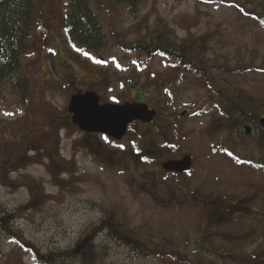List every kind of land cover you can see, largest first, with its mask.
I'll return each instance as SVG.
<instances>
[{
  "label": "rangeland",
  "instance_id": "374dc122",
  "mask_svg": "<svg viewBox=\"0 0 264 264\" xmlns=\"http://www.w3.org/2000/svg\"><path fill=\"white\" fill-rule=\"evenodd\" d=\"M68 1L46 0L48 36L44 31L33 35L21 58L27 93L18 89L17 74L0 83V206L14 212L16 230L43 254L71 249L87 238L83 250L90 264H194L202 253L193 250L203 242L201 233L207 223H216L210 232L219 237L205 242L214 255L206 263L264 264V230L235 236L240 225L248 230L251 221L222 202L247 198L264 224L263 173L224 155L230 151L246 160L264 156L255 152L254 138L263 131L264 23L239 10L264 17V0H222L238 5L230 7L141 0L138 8L118 14L115 32L121 41L134 42L159 30L186 44L185 51L194 46L192 65L206 69L203 79L163 56L124 54L110 36L109 20L96 50L72 43ZM213 86L257 103L246 110L255 118L225 129L222 113L228 116L230 110ZM87 91L98 96L100 106L144 104L157 115L151 124H133L120 141H104L99 134L86 137L71 123L67 107L72 96ZM244 126L252 128L251 135H244ZM166 142L175 146L170 153ZM134 151L151 161L141 165L135 157L134 162ZM185 156L192 161L188 174L162 169ZM198 192H211L201 199L213 198V203L202 204ZM213 210L218 214L210 220ZM111 212L113 221H123L145 244L144 250H133L108 230L87 237ZM257 221L252 223L257 226ZM226 232L227 239H220ZM0 264L38 263L0 231Z\"/></svg>",
  "mask_w": 264,
  "mask_h": 264
},
{
  "label": "trees",
  "instance_id": "16d2710c",
  "mask_svg": "<svg viewBox=\"0 0 264 264\" xmlns=\"http://www.w3.org/2000/svg\"><path fill=\"white\" fill-rule=\"evenodd\" d=\"M198 3H219L224 6L230 7L235 6L237 4L233 2H224L222 0H196ZM141 0H69L67 3V19H68V34L69 40L72 43H76L78 45H84L85 47H90L93 50L98 48L99 44H102L104 41V25L109 23L108 27H110V36L112 35V39L118 45V48L127 55L138 54L140 56H145V58L152 59L156 56H163L169 60H175L178 67L185 69L189 73H195V77L198 79L205 78L202 76V71H206V69H197L193 66V57L192 53H196L194 51L195 47L192 45H188L190 48L185 51L186 44L177 43L176 40H171L169 37V32L162 33L159 30H153L148 34L144 35V37H139L134 42H126L121 41V35L117 34L115 31L116 26V18L118 14H121V11L131 12L132 9H136L140 6ZM238 6V5H237ZM240 12L243 16L254 18L256 21L264 23V17H260L256 14H248L244 12L243 8H239ZM47 12V3L46 0H0V83L2 80L7 78L10 75L17 74V87L22 91V94L27 93L28 91V83L27 79L21 75V71L23 70V65L21 58L25 56L31 47L30 38L35 35L37 32H42V34L46 33L48 36V30L50 27L45 26ZM42 44H45L43 42ZM91 45L95 47L92 48ZM193 50V52L191 51ZM186 53V54H182ZM212 90L215 92V95L220 99L221 104L225 106L224 108H228L230 110V114L228 116L223 115V108L219 107V113H222V117L224 122H220L224 125L225 129L235 130L238 128V124L246 123L245 119L252 118L255 116L246 114V110H252L257 107V103L248 97L244 96L242 93H237L234 97L227 96L225 92L220 90H216L214 86ZM220 106V105H219ZM218 107V106H216ZM157 115V114H156ZM138 123L134 122L133 124ZM153 123L150 122L149 124ZM131 124L128 129L133 125ZM148 125V124H147ZM171 124H166V128H169ZM261 132H256L254 138L256 140L255 152L260 153L264 152V129ZM160 130L157 129L156 133L159 134ZM96 134H85L86 137H91ZM164 137L165 134L160 135ZM257 136V138H256ZM104 141H112L111 138L102 136ZM168 137V135H167ZM262 145L261 149H258ZM175 146L171 143L166 142L165 148L167 149V153H170V150H173ZM93 150L99 152L97 147H94ZM260 151V152H259ZM143 152L139 153V151H134L132 158H134V162L137 159L138 164H147L151 161L150 156H141ZM224 154V152H223ZM229 160L235 161L238 163H242L246 165V167L252 168L254 170L261 171L264 175V156L259 157V155L254 154L253 157H249V160L238 159L234 156L230 151H226L224 154ZM136 157V159H135ZM199 195V200L203 195H210L209 193H197ZM197 197V196H196ZM202 204L213 203V198L201 199ZM198 201V200H197ZM222 201V200H219ZM224 205L227 207H235L234 213L238 215L243 214L248 220L251 221L248 224V230H244L242 225L239 226L238 233L235 236L239 238H245L246 236H255L260 235V233L264 230V224H260L257 221V217L262 214L261 212L255 213L253 212L251 205L253 203H249L248 199L245 198L242 201L240 199L236 204L233 202L226 204L222 201ZM213 217L209 218L213 220V218L218 214L215 210L211 212ZM114 216L112 212L105 216L104 219L100 221L98 225L88 234V238L95 233L94 231L103 232L108 230L111 234V237H115L117 240L122 242L124 245L131 247L133 250L139 252L144 250L145 244L142 243L141 240L137 236L134 235V232L126 229V225L119 221H113ZM253 220H256L257 226L253 224ZM14 212L7 210L0 206V231L2 234L6 235L10 238L11 241L19 248L22 252L28 253L32 255L38 264H61L66 261L77 262L79 264H90L91 257H86V253L83 250V247L87 243V238H84L80 241V243L76 244L73 248L67 249L64 251H51L46 254H43L39 251V249L34 246L31 242L25 240L20 233L14 227ZM107 222V224H105ZM232 222V221H230ZM105 224V225H103ZM208 224V223H207ZM206 224V228L201 236L203 237L202 244L194 248L196 252H201V255L198 253V257L195 259V263L197 264H213L211 262L206 263L205 259L213 258V254H211L208 249L204 246L206 241L212 237L217 236L219 234H212L210 230L216 225L211 226ZM103 225V226H102ZM224 226V225H223ZM221 227V226H220ZM261 228V229H260ZM257 229V230H256ZM259 229V230H258ZM211 235V236H210ZM229 233H222L220 235V239H227ZM196 254V253H195ZM224 255V254H223ZM228 257H232L229 254H226ZM262 255V254H261ZM260 256V255H259ZM257 257V255H256ZM233 258V257H232ZM208 262V261H207ZM194 263V264H195Z\"/></svg>",
  "mask_w": 264,
  "mask_h": 264
},
{
  "label": "water",
  "instance_id": "95a60500",
  "mask_svg": "<svg viewBox=\"0 0 264 264\" xmlns=\"http://www.w3.org/2000/svg\"><path fill=\"white\" fill-rule=\"evenodd\" d=\"M67 113L71 123L82 133L99 134L120 141L124 138L128 127L133 122L150 123L156 116L144 104L99 105V98L93 92L72 96L69 100ZM184 115V113H183ZM259 126L264 129V117L259 120ZM244 134L251 135L250 126L243 128ZM192 166L189 156L180 161H168L162 165L166 173L186 174Z\"/></svg>",
  "mask_w": 264,
  "mask_h": 264
},
{
  "label": "snow or ice",
  "instance_id": "6c2138e0",
  "mask_svg": "<svg viewBox=\"0 0 264 264\" xmlns=\"http://www.w3.org/2000/svg\"><path fill=\"white\" fill-rule=\"evenodd\" d=\"M121 147H122V145H121Z\"/></svg>",
  "mask_w": 264,
  "mask_h": 264
}]
</instances>
